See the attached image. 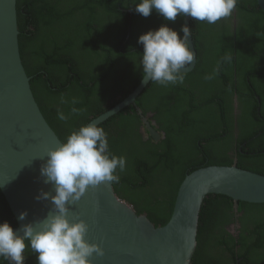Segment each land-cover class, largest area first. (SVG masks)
Returning <instances> with one entry per match:
<instances>
[{"label":"trees","instance_id":"obj_1","mask_svg":"<svg viewBox=\"0 0 264 264\" xmlns=\"http://www.w3.org/2000/svg\"><path fill=\"white\" fill-rule=\"evenodd\" d=\"M136 3L17 0L22 64L36 102L60 141L136 88L143 75L140 35L167 24L183 36V17L166 21L155 10L144 17L135 11ZM241 4L246 14L237 12L235 36L229 26L216 32L213 24L191 18L197 54L193 71L184 74L182 84L151 81L136 99L143 115L155 114L164 134L160 143L141 141V123L132 106L98 125L107 134L109 154L126 159L113 190L155 226L167 223L179 184L198 168L232 166L236 158L237 167L264 175V12L256 0H237V7ZM225 55L231 61L221 63L219 74L206 80ZM73 98L79 101L75 105ZM72 107L83 111L72 115ZM58 109L69 116L67 121L57 118ZM1 194L0 223L16 227ZM236 210L241 229L235 240L225 227L235 221L233 201L220 195L205 198L191 264H202L200 256L206 257L204 264H264V204L238 202ZM220 247L230 249L231 257L216 253ZM24 255V264H38V254L30 247ZM0 264L9 262L0 258Z\"/></svg>","mask_w":264,"mask_h":264},{"label":"water","instance_id":"obj_2","mask_svg":"<svg viewBox=\"0 0 264 264\" xmlns=\"http://www.w3.org/2000/svg\"><path fill=\"white\" fill-rule=\"evenodd\" d=\"M264 12V0H256ZM17 0H0V191L16 222L37 225L50 212V200H37L41 191L54 194L52 184L44 183L41 166L47 152L62 141L47 123L31 89L19 51ZM190 16L182 25L190 28ZM189 46L194 61L184 74L195 68L196 50L192 35ZM151 81L141 79L136 88L114 107L92 119L97 126L129 106H134L149 134L156 141L158 132L147 122L136 99ZM237 101L235 99L236 112ZM86 124V125H88ZM230 198L238 202L264 204V175L232 166H206L187 174L176 193L166 224L155 226L145 215H138L120 199L113 183L89 186L79 201L67 205L70 222L88 224L85 239L104 250L103 256L89 257L92 264H191L197 248L199 214L206 197ZM27 212L21 221V212ZM22 235V231H18Z\"/></svg>","mask_w":264,"mask_h":264},{"label":"clouds","instance_id":"obj_3","mask_svg":"<svg viewBox=\"0 0 264 264\" xmlns=\"http://www.w3.org/2000/svg\"><path fill=\"white\" fill-rule=\"evenodd\" d=\"M135 5V11L144 17L155 10L166 21L174 22L180 15L215 24L232 14L237 0H139ZM180 31L182 37L167 24H162L158 29L139 36L138 43L143 45L140 58L143 82L152 81L165 86L184 82L186 71L181 70L188 69L195 57L189 46L190 28L182 25ZM230 61L231 56L225 55L217 63L213 75L204 78L213 79L219 74L221 63ZM62 102L66 101L62 99ZM78 102L75 98L71 101L73 105ZM82 111L71 108L72 115H79ZM57 118L67 121L69 116L58 109ZM125 167V157L109 154L103 128L90 123L72 131L66 142L48 150L46 162L40 169L44 183L52 184L54 194L41 191L36 199L50 200L53 211L37 225L29 222L16 231L7 221L0 223V258L9 264H24L26 247L38 254V264H92L89 257L94 253L103 256V248L85 239L88 224L84 220L70 222L67 205L79 201L89 186L118 183L117 170L122 172ZM26 217V211L19 215L21 221Z\"/></svg>","mask_w":264,"mask_h":264},{"label":"flooded vegetation","instance_id":"obj_4","mask_svg":"<svg viewBox=\"0 0 264 264\" xmlns=\"http://www.w3.org/2000/svg\"><path fill=\"white\" fill-rule=\"evenodd\" d=\"M247 1V0H246ZM256 3H257V1H256ZM257 7H258V9L259 10H261L260 8H259V6H258V4H257ZM238 11H242V12H245V14H246V11L244 10V7H243V4H241V5H239L238 7H237V5H236V7H235V9L233 10V12H232V14L230 15V16H228V17H224V18H221L220 20H218L215 24H213V26H214V29H215V31L216 32H218V31H225L226 30V27L227 26H229V31L233 34V36H235V32H236V30H237V26H238V21H237V19H236V16H237V12ZM263 12V11H262ZM184 18V17H183ZM216 27H217V29H216ZM194 42V41H193ZM262 57V56H261ZM261 57H259L258 58V62H260L262 59H261ZM196 58H197V54H196ZM197 61V60H196ZM196 65V64H195ZM193 71V70H192ZM191 71V72H192ZM190 73V72H189ZM235 91V90H234ZM255 98L258 100V97L257 96H255ZM235 99H236V101H237V95H235V93H234V95H233V106H234V103H235ZM121 102V101H120ZM135 106H136V104H135ZM130 107V106H129ZM133 108H134V110H135V107L134 106H132ZM127 108V107H126ZM140 109V108H139ZM234 109H235V106H234ZM236 109H237V105H236ZM124 110V109H123ZM141 110V109H140ZM135 112H136V110H135ZM142 112V111H141ZM136 114H137V112H136ZM138 115V114H137ZM154 116H155V114L154 113H151V112H148L146 115H144V117H146V119H147V122L149 123V125L150 126H152V128H154L157 132H158V134L160 135V137H162L164 134H163V132L162 131H159V125H158V123H157V120L154 118ZM138 117H139V120H140V126H138V133H139V135H140V139H141V141L142 142H148L149 141V139L151 140V142L153 143V144H158V143H160V141L163 139V138H159L157 141L153 138V137H151V135L149 134V131L147 130V127L145 126V124L143 123V121H142V118L138 115ZM263 121H264V119H262ZM234 124H235V127H236V121H234ZM235 132H236V130H235ZM258 134H261V133H258ZM257 134V135H258ZM246 145V143H244V144H242L241 146H245ZM239 152H241L240 150H238ZM233 153L231 152V153H229V155H232ZM237 162H238V159H236V158H234V161H233V165H235L236 164V166H237ZM243 213H241L240 214V216H241V218H243ZM234 217H235V221H234V223H231V224H229L228 226H225L226 227V231L229 233V234H231V236L235 239V238H237L238 237V235H239V233H240V230L239 229H241V225H240V223H239V219H238V214H237V210L236 209H234ZM236 240V239H235ZM204 250H206V251H208V250H210L211 251V248H209V247H206V248H204ZM235 251H236V249H235ZM219 252H222L223 253V256L225 257V258H227L228 256H230L231 257V253H230V249L228 250L227 248H223V247H220L217 251H216V253H219ZM200 262L202 263V264H204V263H206L207 261H206V257L205 256H200ZM231 264V263H230Z\"/></svg>","mask_w":264,"mask_h":264}]
</instances>
